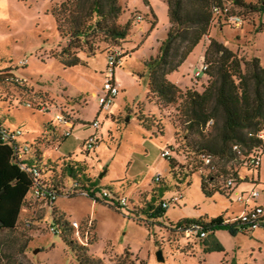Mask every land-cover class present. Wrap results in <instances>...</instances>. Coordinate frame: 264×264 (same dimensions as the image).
I'll use <instances>...</instances> for the list:
<instances>
[{
	"label": "rangeland",
	"instance_id": "374dc122",
	"mask_svg": "<svg viewBox=\"0 0 264 264\" xmlns=\"http://www.w3.org/2000/svg\"><path fill=\"white\" fill-rule=\"evenodd\" d=\"M55 1L0 0V67L25 63L15 72L26 78L35 90L46 93L58 108L66 105L72 117L78 119L70 127L71 135L57 147L43 149L45 158L71 156L91 179H96L98 197H102L101 192L108 186L138 208H144L147 202L158 208L162 201L169 206L164 208L161 220L152 230L148 226L151 219L145 213L130 214L85 194H61L50 206L31 192L16 228L0 232L2 249L7 254L5 259L17 264H80L59 233L51 228L56 210L68 221L78 223V227L73 225V237L87 245L89 254L98 264H264V228L257 227L246 234L218 229L223 250L209 253L205 252L203 242L193 235L175 236L161 228L168 220L199 219L207 214L217 217L220 213L240 215L245 205L251 206L253 190L260 193L258 202L264 203V151L257 169L243 166L238 170L241 181L234 185L236 189L229 196L220 192L205 195L196 164L198 158L187 149L182 138V124L176 111L178 103L163 106L160 111L154 104L156 98L147 99V79L134 74V70H144V61L157 53L167 35L170 25L167 1L148 0L147 5L143 0H120L124 13L119 21H132L130 34L121 46L102 43L105 52L93 57L86 58L85 52L80 51L87 63L73 67H65L55 56L59 44L64 45L60 42L56 21L48 13ZM244 1L259 4L262 0ZM232 10L244 17V25L213 27L211 36L242 56H258L264 64V28L259 29L264 23V11L247 14L245 8L237 5ZM138 14L143 17L140 22ZM204 43L202 40L179 69L169 75L171 80L182 78L186 66V71L191 68L189 63L194 67L202 66ZM115 49L123 55L122 63L115 69V80L121 86L111 107L104 110L99 104V95L107 55ZM15 89L23 100L37 96V92L34 94L24 87ZM0 90L9 91L4 84H0ZM1 96L7 100L12 97H7L5 92ZM7 106L0 98V117L9 115L10 124L23 129L20 139L28 141L40 135L44 124L60 113L58 108H53L48 116L20 104L7 112ZM141 107L148 116L149 129L136 117ZM120 112L123 113L121 118ZM64 131L63 127L58 134ZM90 139H96V143L87 152L85 142ZM172 147L175 151H171L175 159L173 171L170 161L162 156L164 149ZM157 173L161 174L160 182L154 180ZM242 192L246 203L238 200ZM179 194L181 199L172 202V197ZM156 239L160 245L156 244ZM35 249L39 251L34 253ZM160 250L163 261L158 259Z\"/></svg>",
	"mask_w": 264,
	"mask_h": 264
},
{
	"label": "trees",
	"instance_id": "16d2710c",
	"mask_svg": "<svg viewBox=\"0 0 264 264\" xmlns=\"http://www.w3.org/2000/svg\"><path fill=\"white\" fill-rule=\"evenodd\" d=\"M143 1L149 4L148 0ZM166 1L170 21L167 35L160 42L157 53L144 61V70H134V74L147 79V99L156 98L154 104L159 110L163 106L178 103L176 111L182 124V138L187 149L198 158L196 164L199 165L203 193L213 196L220 192L229 196L236 187L233 190L227 184V178H233L235 183L241 181L238 170L243 166L257 169L260 164L251 163L250 158L261 157L264 151V138L260 136L264 131V64L258 56H242L211 36L213 27L221 29L226 25L234 26L229 22L227 13L222 9L216 13L214 8H223L225 4H230L233 13H237L232 10V7L237 5L245 8L247 14H258L264 11V2L262 0L259 4H254L244 0ZM48 13L54 17L61 37L60 42L64 43L63 46L59 44L60 49L55 56L65 67L87 63L80 51L85 52L86 58H90L105 52V48H101L102 43L121 46L132 27L130 19L124 23L119 21L124 13L120 0H57L49 6ZM154 17L156 19L155 14ZM155 22L153 20L152 23ZM263 28L264 23L259 26V29ZM202 40H205L204 62L208 65L207 69L203 71L202 77L192 78V84L195 86L183 88L171 80L169 75L179 69ZM24 64L20 61L17 66L0 67V84L9 89L0 90V98L8 104L5 110L9 112L20 104L49 116L52 109L58 108V105L52 104L46 93L35 90L26 78L15 72L19 65ZM16 86L24 87L32 93L37 92L34 93L37 96L23 100L21 93L18 94L15 89ZM12 88L14 90H11ZM2 92H5L7 97H12L7 100L1 96ZM66 108V105H61L58 109L75 123L78 119L73 118ZM143 113L144 109L141 107L136 117L149 129L151 125L147 120L148 116ZM10 119L9 115L5 114L0 117V232L16 228L28 195L37 187L56 195L57 198L61 194L74 196L85 193L95 201H103L130 214L145 213L151 219L149 228L153 230L154 226H157L156 222L161 220L164 214L161 204L157 208L147 202L144 208H138L131 204L130 199L126 204H122L120 199L124 195L108 186L104 187L103 191L109 195L103 196L102 191V197H98L99 187L96 179H91L84 167L75 164L71 156L45 158L44 148L57 147L58 143L68 137L65 131L58 134L64 125L55 119V115L51 117V121L44 124L41 134L33 137L31 141L20 139L23 129L11 125ZM18 128L21 129L20 134L16 132ZM234 146L238 147L240 153ZM170 149L175 152L174 147ZM207 157L211 159L214 169L206 163ZM165 158L170 161L173 171L174 155ZM66 180L69 183H65ZM56 201L57 199L48 203L53 206ZM230 217L232 216L221 214L217 217L205 215L199 219L184 218L176 222L168 220L164 221L161 228L175 236L193 235L203 242L206 253L221 251L223 245L215 237L216 230L227 229L235 234L249 233L255 229L250 223L252 217L250 221L239 218L226 221ZM258 219L264 223V213L258 216ZM194 224L206 231L205 237L185 232ZM73 225L64 214L55 210L51 226L54 232L59 233L62 242L74 253L80 264H98L95 257L89 254L87 245L81 244L73 237ZM155 242L160 245L157 239ZM2 245L0 241V264H17L8 258L5 259L7 254L3 252Z\"/></svg>",
	"mask_w": 264,
	"mask_h": 264
},
{
	"label": "built area",
	"instance_id": "2783aa9c",
	"mask_svg": "<svg viewBox=\"0 0 264 264\" xmlns=\"http://www.w3.org/2000/svg\"><path fill=\"white\" fill-rule=\"evenodd\" d=\"M220 9H222L225 13L228 14V20L230 23H232L234 26L237 27H242L245 23V19L241 14L238 13H233L231 11V6L230 4H225L223 8L220 7H215L214 10L216 13L220 12ZM138 21L142 20V16L139 15L137 16ZM123 61V55L121 52H119L118 50H112L110 51L109 55H108V64H107V68L106 71L104 72V79L102 82V86H101V94L99 95V104L101 106L102 109L104 110H108L111 105L114 102L115 97L118 95L119 93V88H120V84L115 80V69L120 66V64ZM207 63L203 62L201 67H197V70L194 71L193 77H199L201 76V74H203V71L207 69ZM60 113H57L55 115V119L64 125L65 128V135L69 136L71 135V130L70 127L73 126L74 122L73 119H69L68 117H66L61 110L59 109ZM16 132L18 134L21 133V129L18 128L16 129ZM260 136L262 138H264V131H262L260 133ZM96 143V139H90L88 141L85 142V146H86V150H90V148H92ZM235 149L238 150L237 146H234ZM238 152L240 153V151L238 150ZM171 155V149L170 148H166L162 151V156L163 157H169ZM261 157L259 156H251L250 161L253 164H260ZM206 163L211 165V169H214L215 166L212 164L211 159L209 157L206 158ZM154 180L156 182H160L161 180V174L157 173L154 176ZM227 184L229 186H231L234 190V185L236 184L234 182V179L229 177L227 178ZM32 194L34 195V197L38 198V199H42L45 200L46 202L50 201L53 202L57 199V196L52 194V193H48L45 192L43 190H41L40 188H35L32 192ZM85 194V193H82ZM86 195V194H85ZM103 196H108L109 194L104 190L102 193ZM68 196V195H67ZM260 196V193L256 190H253L250 193V198L255 200ZM181 194L179 195H174L172 197V202L177 203L179 201V199H181ZM238 200L241 202H245L246 203V199H245V193H241L238 196ZM122 204H126L128 202V198L126 196H122L120 199ZM161 205L166 208L169 206V203L166 201H162ZM264 213V204H256L253 207L249 208L247 205L244 209V212L241 213L240 215H236V216H232L230 218H227L226 221L229 220H235L237 218L243 220V221H250V217H252V220L250 221L251 225L253 228H257L263 225V223L258 219V216L262 215ZM73 224L78 227V223L77 222H73ZM185 232L187 233H191L194 235H199L200 237H205L206 236V231H204L203 229H201V227L199 225H191L189 228H187L185 230Z\"/></svg>",
	"mask_w": 264,
	"mask_h": 264
},
{
	"label": "crops",
	"instance_id": "0c3cea01",
	"mask_svg": "<svg viewBox=\"0 0 264 264\" xmlns=\"http://www.w3.org/2000/svg\"><path fill=\"white\" fill-rule=\"evenodd\" d=\"M206 47V46H205ZM204 50H205V48H204ZM204 56V55H203ZM189 58V57H188ZM190 64V66H191V68L189 69V70H187L186 71V69L188 68V66H186V68H185V71H183L182 72V74H181V77L182 78H177L174 82H176L178 85H180L181 86V84L180 83H182L183 85L181 86V87H191L192 86V78H193V76L191 77V75H193L194 74V71H196L197 70V67H194V65L192 64V63H189ZM203 76V74H201V76H199V77H202ZM182 79V80H181ZM119 83V82H118ZM120 84V83H119ZM120 86H121V84H120ZM119 118H121V116H123V113H119ZM114 117H116V116H113V118ZM259 175V174H258ZM247 179V178H246ZM245 179V180H246ZM253 179V178H252ZM253 182V181H252ZM260 197V196H259ZM253 200V199H252ZM256 204H264V203H261V202H258V198L257 199H255V200H253L252 201V203H251V206H249L248 205V207L249 208H251V207H253L254 205H256ZM246 206V205H245ZM221 214H224L225 215V213H220V215ZM208 215V214H207ZM235 216V214H233L232 213V215H230V216ZM209 217H213V216H210V215H208ZM226 216H229V215H226ZM261 228H264V223H263V225L262 226H260ZM255 230V229H254ZM253 230V231H254ZM252 232V231H251ZM238 233H241V232H238ZM235 234H237V233H235ZM244 234H246V233H244ZM215 237L217 238V240L221 243V241L219 240V238H218V236H217V230L215 231ZM222 244V243H221ZM260 249H261V247H260ZM209 253V252H208Z\"/></svg>",
	"mask_w": 264,
	"mask_h": 264
},
{
	"label": "water",
	"instance_id": "95a60500",
	"mask_svg": "<svg viewBox=\"0 0 264 264\" xmlns=\"http://www.w3.org/2000/svg\"><path fill=\"white\" fill-rule=\"evenodd\" d=\"M39 251V249H35L34 250V253H36V252H38ZM158 259L159 260H164V257H163V254H162V251L160 250V251H158Z\"/></svg>",
	"mask_w": 264,
	"mask_h": 264
}]
</instances>
